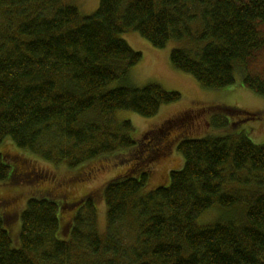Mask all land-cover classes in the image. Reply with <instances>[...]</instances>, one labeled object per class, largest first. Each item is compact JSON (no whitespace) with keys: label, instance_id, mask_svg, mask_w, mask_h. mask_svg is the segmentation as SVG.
<instances>
[{"label":"trees","instance_id":"1","mask_svg":"<svg viewBox=\"0 0 264 264\" xmlns=\"http://www.w3.org/2000/svg\"><path fill=\"white\" fill-rule=\"evenodd\" d=\"M129 31L157 49L184 43L171 63L206 89L234 85L238 71L264 97V0H100L89 16L65 0H0V145L72 168L135 147L134 126L114 115L152 118L181 94L108 89L143 59L121 38ZM178 151L185 164L167 186L144 193L147 172L106 185L104 233L92 196L66 240L51 199L28 201L18 248L0 217V264H264V144L206 137ZM5 160L0 152V183L12 178ZM213 206L230 215L199 227Z\"/></svg>","mask_w":264,"mask_h":264},{"label":"rangeland","instance_id":"2","mask_svg":"<svg viewBox=\"0 0 264 264\" xmlns=\"http://www.w3.org/2000/svg\"><path fill=\"white\" fill-rule=\"evenodd\" d=\"M83 16L98 9L100 0H65ZM135 51L143 54L142 61L108 89L121 85L142 88L158 83L168 91L181 94L177 103L164 105L152 118L130 111H120L114 121H130L132 137L137 145L90 160L76 168L54 164L23 149L11 139L0 145V152L11 166V179L0 183V217L6 219V229L13 247H20L21 214L31 198H47L58 203L60 231L58 238H69L80 202L94 197L98 211V228L106 230V205L103 191L114 179L147 172V193L170 183V172L181 170L185 160L178 145L189 139L206 137H248L257 145L264 144V97L243 86V75L237 71L234 85L221 89H206L192 76L176 69L171 52L185 47L171 41L157 49L138 33L121 35ZM156 149H159L156 151ZM230 215V211L213 206L199 219V227L211 226Z\"/></svg>","mask_w":264,"mask_h":264},{"label":"flooded vegetation","instance_id":"3","mask_svg":"<svg viewBox=\"0 0 264 264\" xmlns=\"http://www.w3.org/2000/svg\"><path fill=\"white\" fill-rule=\"evenodd\" d=\"M159 149H157V151H158ZM159 152V151H158Z\"/></svg>","mask_w":264,"mask_h":264}]
</instances>
